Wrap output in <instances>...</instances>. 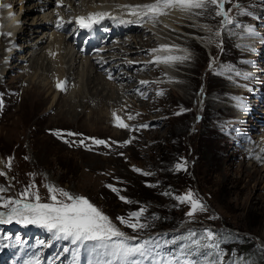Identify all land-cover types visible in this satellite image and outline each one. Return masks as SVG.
<instances>
[{
  "label": "rangeland",
  "instance_id": "1",
  "mask_svg": "<svg viewBox=\"0 0 264 264\" xmlns=\"http://www.w3.org/2000/svg\"><path fill=\"white\" fill-rule=\"evenodd\" d=\"M237 2L247 15L240 14V10L233 7ZM226 8L233 9L231 15L241 25H228L229 32L235 33L231 35L237 42L245 39L248 44H232L235 51L241 52L240 56L231 53L233 46H225L222 35L218 38L222 41L221 46L206 41L198 44L199 41L194 39L197 49H189L193 69L181 70L184 77L176 75L174 79L167 78L171 71L165 68L163 71L154 65H149L146 73L137 74V70H131L129 76L124 74L122 82H114L118 90L123 89L120 98L114 97V100L109 91L92 90L93 93H87L89 90L85 89V85L80 90L85 89L87 97L74 93L70 98L67 92L77 84L75 80L67 92L58 90L52 102L55 93L52 79L43 89L39 87L38 78L35 81L29 79L32 82L24 81L27 75L23 74H28L31 69L29 65L22 63V69L7 70L5 74L13 76H0V100L3 101L0 110V162L3 163H0V171L7 173V177H0V185H13L7 195L22 191L25 185L32 182L29 174L35 173V183L41 185L42 197L47 196L42 185L54 184L74 195L87 197L114 222L118 216L146 207L144 215H155L158 219L149 221L151 227L142 234L145 237L167 234L171 238L188 230L199 232L211 229L222 234L221 248L228 254L225 261L233 259L234 252L237 257L245 258L248 264H264V171L259 172L260 169L252 167L249 156H243L242 151L247 146H253L262 134L261 127L264 128V125L257 117L264 114L253 111L257 117H251L250 124L257 122L259 127L253 124L249 128V139L236 125L244 123L236 121L233 106L242 103L243 93L250 101H256L249 94L250 90L255 91L254 87L248 88L246 83H264V78L256 77L257 80L249 74L253 64L251 55H260L256 59L264 63V43H254L259 38L255 28L252 35L244 37L240 33L246 27L256 26L263 34L264 0H233ZM254 15L261 19L256 20ZM201 20L214 30L220 27L219 18ZM208 35L211 34L207 32ZM208 46L210 50L214 49L212 56L208 53ZM128 54H131L130 49ZM210 61L215 71L209 69ZM15 79L17 82H14ZM141 80L155 83L142 86L139 84ZM182 82L192 87V91L185 93ZM137 88L146 91L148 99L135 92ZM161 90L164 94L157 96L156 92ZM262 92L258 93L255 103L260 96L264 97V90ZM124 96L131 99L132 103L128 101L131 106L120 105L118 100ZM186 99L188 101H183ZM223 104L229 108H216ZM257 109L264 112V105L258 104ZM62 111L70 112L64 114ZM113 111L130 129L116 126ZM228 111L233 115H224ZM129 114L135 119H128ZM216 119L223 122L218 124ZM144 124L149 127H139ZM49 130L82 135L57 138ZM253 135L256 138L253 139ZM87 138L105 140L111 147L96 145ZM82 139L91 150L78 143ZM130 139L132 142L127 146L112 144V141L122 143ZM65 140L77 143L69 146ZM223 145H230L236 154L228 148L223 149ZM261 150L264 155L263 146ZM9 157H13L11 169L5 167ZM178 163L182 165V170H177ZM133 168L151 175L145 176ZM107 185L120 189L119 193L113 192ZM189 190L207 205V211L196 214L193 219L185 215L188 206L173 199L175 195ZM166 192L172 195H164ZM119 196L132 203L122 202ZM120 227L129 235H135L130 229Z\"/></svg>",
  "mask_w": 264,
  "mask_h": 264
},
{
  "label": "snow or ice",
  "instance_id": "2",
  "mask_svg": "<svg viewBox=\"0 0 264 264\" xmlns=\"http://www.w3.org/2000/svg\"><path fill=\"white\" fill-rule=\"evenodd\" d=\"M232 2L233 0H151V2L138 4H115L113 5L114 10H119L117 15L107 11H98L89 13L87 16H70L67 20L57 11L53 27L57 31L72 36L75 40L82 33L90 34L96 31L105 19L118 25L131 23L143 26L145 23H151L153 27H156L161 23L162 17L171 16L173 12H179L178 20L187 19L191 21L187 25L188 27L208 32L211 35L193 36L191 33H180L177 38L191 36V38L206 41L209 44L217 43V46H221L222 41H218V38L221 37L224 30H227L228 25L241 27L231 15L233 9L226 8V5L232 4ZM54 5L57 9H63L65 12L71 13L72 11L71 6L66 4L65 0H54ZM6 7H10V5L0 3V8ZM233 7L240 10V14H248L241 9L238 2ZM126 15L135 19L125 20ZM201 18H219L220 27L214 30L207 23H199ZM163 27L168 28L169 26L165 24ZM109 30L107 27L103 28L105 32ZM171 31L175 32L176 30L171 29ZM243 31L247 35L254 33V29L250 26L244 28ZM230 34L235 35V33ZM0 35L10 36L11 33H0ZM90 39L91 37L86 35L83 43L87 45ZM79 50L84 52L86 49L82 47ZM93 51L100 53L104 49L96 48ZM141 51L144 52L145 50L142 49ZM146 54L151 55L152 59L137 62L142 63V67L136 70H146L149 65H164L175 68L177 64H183L191 60L190 50L175 43L159 44L155 48L146 50ZM49 55L55 58L57 53L50 50ZM96 63L100 65L102 71L106 72L109 80L115 79L113 73L103 67V64L108 63L107 61H103L101 57ZM127 63L131 67L134 62L129 60ZM208 67L210 70L215 71L211 61ZM150 83L155 82L139 81L142 86H147ZM67 84V79L57 80L55 87L64 92L67 90ZM135 92L144 99H148L147 92L142 88L135 89ZM163 94L162 90L156 92L157 96ZM240 107L243 109L246 106L241 103ZM2 108L3 101L0 100V110ZM176 114L179 115L180 113ZM112 115L115 118L114 123L117 127L130 129V126L117 116L116 111H113ZM128 119H135V117L129 114ZM139 127L147 128L149 125L144 124ZM49 131L57 138H63V135H82L72 132L63 133L62 130ZM87 139L93 140L96 145L111 147L105 140ZM64 142L68 143L69 146L77 143L68 140ZM131 142L130 139L122 143L112 141V144L123 147ZM78 143L91 150L85 145L83 139ZM120 155H123V153H120ZM24 159L29 158L25 157ZM12 161L13 157H9L5 167L11 169ZM176 168L182 170V165L178 163ZM133 170L145 176L151 175V173L142 172L141 169L133 168ZM29 175L33 178L32 182L25 185L22 191H17L11 195L7 194L11 192L13 185H0V225H11L13 223L23 227L31 225L46 231L48 239L38 241V247L41 249H50L62 243L59 250L47 258V264H81L82 259L85 264H248L245 258L237 257L234 252L232 253L233 259L225 261V256L228 254L221 248L222 234L211 229H203L199 232L188 230L186 233L171 238L167 234L145 237L142 234L151 227L149 221L158 219L155 215L145 216L146 207L131 211L126 216H118L116 222H114L87 197L74 195L54 184L44 183L42 185L47 191V196L42 197L40 195L41 185L35 183L36 174L30 173ZM0 177H7V173L0 171ZM106 187L116 193L120 191L113 185H107ZM164 195L171 196L172 194L166 192ZM119 199L125 203H132L124 196H119ZM173 199L181 205L188 206L189 210L185 215L190 219H193L198 213L207 211V205L191 190L182 195H175ZM214 218L209 217V219ZM120 226L130 229L135 235H129ZM3 238L6 240L11 239V235L6 234ZM17 243H19V237H17ZM8 246L7 244L3 245V247ZM68 257H70V260ZM24 264H44V260L41 259V254L37 252L26 259Z\"/></svg>",
  "mask_w": 264,
  "mask_h": 264
},
{
  "label": "bare ground",
  "instance_id": "3",
  "mask_svg": "<svg viewBox=\"0 0 264 264\" xmlns=\"http://www.w3.org/2000/svg\"><path fill=\"white\" fill-rule=\"evenodd\" d=\"M89 1L96 2L97 4L104 3L106 4L105 6L107 7H112L115 4H138V3L151 2V0H89ZM0 3H3L5 5H10V7L0 8V33H10L9 31H7V22L11 18H15V17L21 18L24 21L19 31L16 34L11 33L10 36L0 35V76H2L3 78L13 76L12 74H8L9 76L6 74L9 70L15 71L16 67L22 69L23 66L21 62L24 61L23 57L25 55H22L21 53L23 52L25 53L27 49L33 48L31 51H28V54H27V57H28L27 60L29 63L27 64L31 67V69L28 74H23V75H27V78L24 81L32 82V81H29V79L35 81L38 78V82L40 83L39 87L41 86L43 89H46V87L50 84L49 79H52L53 86H54L53 89L55 91L52 97V102L55 101L58 95V89L55 87L57 80H65V79H67L68 81L67 88L72 87L73 81L76 80L77 82V84L67 92L69 93L68 95L70 98L72 97L74 93L75 95L76 93H79V94L81 93V97H84V96L87 97V94L85 92L86 90L87 91L89 90V92L87 93H93L92 90L93 91L95 90V92L97 90L98 92L109 91L113 96L112 99L114 97L115 99L120 98V94H122L121 91L123 89L118 90V88L115 87L114 82H122L125 79L124 74L129 76L131 74L130 73L131 70H136V69L141 68L142 63H137V62H145V61L151 60L152 56L146 54V50L155 48L159 44L175 43V44L181 45L182 47L193 49L195 51L197 49V42H195L194 38H191V36L177 38V36L180 33H191L193 36H206L207 34V32L188 27L187 25L190 24L191 21L187 19L178 20L177 18L180 16V13L173 12L171 16L162 17L161 23L158 24L156 27H153L151 23H145L143 26H139L137 24H131V23L124 24V25L116 24V27L118 28V30H115L113 34L114 33L121 34V31H122V33H125V36H126L124 39L116 38L114 39V41H112V44L108 45L107 43V45L106 44L101 45L99 48L104 49L103 52L95 53L94 55H91L90 52L87 50L84 55L78 56L76 52L74 51V47L72 45L71 46L68 45V40L62 34H55L49 31V25L47 24L48 16L47 15L44 16V14H40L37 12V3L35 2V0H0ZM11 4H13V6H11ZM91 10H92L91 6L88 3H86L84 5V8L82 9V14L84 16H87V14L91 12ZM107 12L112 13L111 11H107ZM256 16L254 15L256 20L261 19V18H257ZM124 19L132 20L135 18L131 16H125ZM104 22H110V20L105 19ZM203 22L205 21L201 19L199 20V23H203ZM165 24L168 25L169 27L164 28L163 25ZM123 26H126L125 30L124 29L121 30ZM252 28H255L257 30V33H259L257 35L262 36V38L259 37L255 39L254 43L258 42L259 45L263 44L264 43V32L263 34H260V31H258L256 26ZM171 29H175L176 31L172 32ZM136 31L137 33H135ZM240 33H242L241 35H243L244 37L249 36L245 34L244 31ZM100 37H106V34H103ZM111 37H112V34L109 37V41H111ZM222 38L224 40L223 42H225V46L226 45L233 46L232 44H235L237 46L239 44H240L239 46L248 45L247 42H245V39L243 40L241 39V42H237V40L230 34L228 28L227 30L223 31ZM198 41H199L198 44L205 43V41H201V40H198ZM124 42H127V45L126 46L122 45L121 49L125 50L126 53L121 54L119 58L113 59L119 54L118 45ZM22 43H24L23 46H22ZM15 46L17 47L15 48ZM258 46H256V48ZM260 47L263 48V45H261ZM210 48H211L210 46L207 47L208 53L210 54V56H212L214 49L210 50ZM129 49L131 51V54H128ZM142 49L145 51L142 52L141 51ZM50 50L52 52L57 53L55 58L49 55ZM114 50L116 51L113 53ZM34 51H35V54L33 57H31L30 53ZM232 52L234 55H237V56L241 55L240 54L241 52L235 51L234 46L232 48L231 53ZM145 54L148 56H146ZM177 54H181V53H177ZM128 55H135V56H138V58H133ZM259 56L260 55H253V56L251 55V59L257 61L255 62V64L262 66V64L264 65V63L261 64V62H259V60L256 59V58H259ZM101 57L103 58V61L108 62V63L103 64V67L105 69L110 70L113 73L115 77L114 80H109L107 78L106 72H104L103 74L100 72V69L96 67V66H100L96 63V61L101 59ZM125 57H127L126 61H125ZM138 59H141V61H139ZM129 60L134 62L131 67L127 63V61ZM5 66L8 67L7 68L8 71L4 68ZM34 66L37 68H33ZM261 66L259 69H256L257 71H259L255 75V77H257L258 79L264 78V75L262 74L264 71V67H261ZM164 67L167 71H171V74H169V77L167 78L172 77L173 79L176 75H178V77L179 76L184 77L185 74L182 73L181 70L190 71L193 69V67H191L190 60L186 61L183 64H177L174 69L168 66H164ZM117 68H119L120 70H123V72H121V74L119 73L114 74ZM250 68H252V66ZM3 71H6V72L3 73ZM144 72L146 73L147 71L145 70L138 71L137 74H141ZM165 73L167 74V72ZM54 80H56V82ZM14 82H17V80L15 79ZM84 85L86 87L85 88L86 90L83 89L81 91L80 88L81 86H84ZM259 85L260 87H259V91L257 92V96L259 92H260L259 94H261L263 93L262 90H264L262 89L264 83L260 82ZM181 86L184 87L183 90H185V93H189L193 89L192 87H189V85H187L186 82ZM59 95L61 96L62 94L59 93ZM84 99L82 98V100ZM246 100L250 102L251 107L253 106L252 109L247 110V113L244 114L241 118L237 116L236 119H239L240 121L244 123L245 133L250 139L251 137L248 134V130H250L249 128L253 127V124H255L257 128L259 127L257 126V122L250 124L251 117L254 116L252 112L255 110L256 112L259 111V113L264 114V112H261L262 110H259V109L256 110V107L258 106V104L264 105V97L260 96L259 101L257 103L254 102L255 104L251 102L249 98H246ZM118 101L121 106H129L130 103L128 101L131 102V99H127V97L124 96ZM183 101H188V100L186 99ZM224 107H225V110L229 108L227 104L216 106L217 109L224 108ZM69 112L70 111H67V112L62 111V113L64 114L66 113L69 114ZM239 112H242V111H239ZM103 115L104 114L100 116L102 117ZM224 115L231 116L233 114L228 111L227 113H224ZM254 117H257V116H254ZM257 118L259 119V122H262V120H264V115H261V117L258 115ZM215 122H217L218 124H221L223 120L216 119ZM261 130L263 132L260 135V137H258L260 140L256 138V135H253L254 136L253 139L256 138L255 144L253 146H247L242 150L244 152L243 156L248 155L249 156L248 159L250 160L249 163L251 164L252 167L257 168V170L260 169L258 170L259 172L264 171V155L262 154V150H261L262 146L264 147V128L261 127ZM253 139H251V141H253ZM222 148L223 149L228 148V150L232 151L234 155L236 154L232 150V147L230 145H223Z\"/></svg>",
  "mask_w": 264,
  "mask_h": 264
},
{
  "label": "trees",
  "instance_id": "4",
  "mask_svg": "<svg viewBox=\"0 0 264 264\" xmlns=\"http://www.w3.org/2000/svg\"><path fill=\"white\" fill-rule=\"evenodd\" d=\"M141 189H142V187H141ZM231 235H235L233 232H229ZM177 234V233H176ZM234 237H237L236 235L234 236ZM248 253V252H247ZM246 253V254H247Z\"/></svg>",
  "mask_w": 264,
  "mask_h": 264
}]
</instances>
